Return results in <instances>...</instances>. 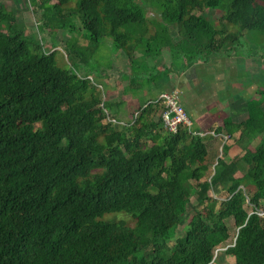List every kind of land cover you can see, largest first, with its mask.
Listing matches in <instances>:
<instances>
[{
	"label": "trees",
	"instance_id": "16d2710c",
	"mask_svg": "<svg viewBox=\"0 0 264 264\" xmlns=\"http://www.w3.org/2000/svg\"><path fill=\"white\" fill-rule=\"evenodd\" d=\"M70 1L42 0L43 25L66 21ZM148 5L158 20L149 19ZM78 7L91 41L111 37L132 67L140 65L139 52L156 58L167 49L192 64L232 55L246 32L264 34V0H80ZM206 9L222 12L212 19L199 13ZM5 22L0 264H219L218 250L232 264H264V216L257 212L264 210V139L254 144L264 132L263 110L240 120L229 114L210 126L213 133L193 122L169 131L156 99L121 119L90 78L84 51L76 56L83 71L63 68L57 43L52 50L31 45L16 17L2 9ZM63 49L71 60L74 46ZM237 132L238 150L225 143L219 156L215 139ZM122 212L134 224L106 218ZM231 219L238 230L229 243ZM180 227L184 235L176 238Z\"/></svg>",
	"mask_w": 264,
	"mask_h": 264
},
{
	"label": "rangeland",
	"instance_id": "374dc122",
	"mask_svg": "<svg viewBox=\"0 0 264 264\" xmlns=\"http://www.w3.org/2000/svg\"><path fill=\"white\" fill-rule=\"evenodd\" d=\"M50 2L56 3L57 0H50ZM79 3L80 0H71L63 7V12L67 13V10H69V12H72V15H69L66 21L59 18L56 23H51L49 25H43L46 22L45 13L48 10H46L42 4V0H36V3L34 0H0V10L3 9L5 12H10L16 17L15 24L18 29L24 30L31 45L41 43L45 45L46 49L52 50L54 48V43H57L58 46L54 48L57 50L56 60L63 68H70L74 65V67L83 71V67L80 64L81 62L78 60L79 58H76V56L81 55L80 51H84L86 54V67L88 70L96 72L102 67L121 63V59L118 56L119 52L115 48L111 37L107 36L103 38L100 43L91 41L89 32L83 26L81 21L78 10ZM147 7L149 19L158 20L159 11L150 5ZM54 12L55 10L49 11V15L51 16ZM221 12L222 10L220 9H206L204 12L201 11L199 13L205 14L208 18L216 19ZM0 25L3 27L9 26L7 22L0 23ZM153 31L154 28L151 25V32ZM241 43L238 52L241 57L239 59L242 62L237 63L235 61L233 62L234 64H231L230 66H226L224 62H217V65L220 64V68L218 69L214 68V62H208L202 68V79L199 86H196L195 91L197 92L199 99L202 98V101H204L203 105L197 106V109H201L204 113L205 117L202 121L204 126L208 123L209 119H211L212 114L225 115L224 113L228 111V101L231 97L238 95L245 97L255 96L260 89H264V34L255 30L246 32L241 39ZM69 44L73 45L75 50V53L71 55V60L63 49ZM140 51H143V49ZM76 52L78 54H76ZM247 59L254 60L253 64L244 61ZM124 69H126V65L124 66ZM142 70H145L142 63H140L139 67L137 65H134L133 67L130 66V70L125 76V84H127L126 92L122 91L120 96L118 95L122 101L121 107L130 108L134 106L133 98L134 95L138 93L139 87L148 90L156 86L154 82L155 78L153 77L156 75L157 71H151L152 74L150 77L149 71L146 70V72L144 71L145 73H143L145 75L141 76ZM93 80L99 82V77L96 76ZM130 82L134 83L133 86H129V84H131ZM137 83H139V85ZM255 86H259L260 89L258 88L257 90ZM153 97L155 96L153 95ZM108 98L110 100V96H108ZM105 99L107 101L106 94ZM182 99H184V94H182ZM208 100H216L217 104H208L206 102ZM115 114L120 116L118 113ZM210 126L214 128L216 127V125L211 124L205 126L203 129ZM227 140L228 139L222 136H218L215 139V145L219 150L217 151V148H215L216 152H219V156H223L221 148ZM210 146L214 148V143L210 142L209 148ZM211 193L220 198L226 196V192L220 189H214ZM123 213L124 212L113 215L108 213L110 215L106 214V218L125 219L130 223H133L131 217ZM228 224L231 228V238L228 242L231 243L236 237L238 229L234 226L232 219L228 221ZM183 235L184 228H178L176 238L182 237ZM218 251L219 253L216 260L219 264L233 263L234 259L232 256L227 255L224 251Z\"/></svg>",
	"mask_w": 264,
	"mask_h": 264
},
{
	"label": "crops",
	"instance_id": "0c3cea01",
	"mask_svg": "<svg viewBox=\"0 0 264 264\" xmlns=\"http://www.w3.org/2000/svg\"><path fill=\"white\" fill-rule=\"evenodd\" d=\"M163 50L161 55H159L156 58H153L151 56H145L143 53L137 54V60L140 61V63L143 64V66L148 67L147 70L150 73L151 77V71L155 69L154 71H157L155 75V87L151 89H142L139 87L138 93L134 95L133 107H121L122 101L120 100V94L121 92H126V80L125 76L130 70L131 62L127 55L122 51H118L119 57L121 59V63L117 65H110L100 68L98 71H92V78L94 79L96 76L99 77V84L103 86L104 94H106L107 101L110 104V112L113 115H117L115 113H118L120 115L121 119L128 120L131 118L132 113L139 109L140 106H145L146 103L151 99H157L158 96L164 92V91H171V90H178L180 93L181 101L187 111L189 112L190 117L192 118V122L194 127H198L201 131H205L206 128L203 129L205 126L208 125H220L223 120L230 114L235 119L240 120L244 119L249 115L250 111H256L260 109V111H264V96H262L259 92L256 93L255 96H234L231 97L228 101L229 108L228 111H226L223 114H212L211 119H209L208 123L204 124L202 123L204 116V113L201 109H197L198 105H203L204 101H202V98L199 99V96L197 94L196 86H199V83L202 79V68L203 66L208 62H214V68L218 69L220 68V64L217 65V62H224L226 66H230L231 64H234L233 62L240 63L239 58V52H234L232 55H212L207 61H197L192 64H187L183 59H173L171 53L169 50ZM168 54H167V53ZM169 55V56H168ZM167 58V59H166ZM249 64H253L254 60L247 59L244 60ZM252 62V63H251ZM264 64V63H263ZM126 65V69H124V66ZM145 70H142L141 76L145 75L143 73ZM140 76V75H139ZM139 78V77H138ZM137 78V79H138ZM128 83V82H127ZM131 83V82H130ZM134 83L129 84V86H133ZM139 85V83H137ZM136 84V87H137ZM256 89H260L259 86H255ZM142 89V90H140ZM142 91V92H141ZM182 94H184V99H182ZM119 95V96H118ZM153 95L156 97H153ZM110 96V100L108 98ZM115 96V97H112ZM208 104L216 105V100H208L206 101ZM262 103V104H261ZM257 104L259 106H257ZM123 106V104H122ZM262 111V112H263ZM208 116V115H207ZM155 120L160 119V115L154 114L153 115ZM164 126V125H163ZM165 127V126H164ZM209 130V129H208ZM210 133H213L214 131L211 129L209 130ZM240 132H237L233 138H229L226 134H219V136L225 137L228 139L226 141V144L231 146V149L233 151H237L238 147L235 144V138L239 137ZM260 139H264V132L260 135V138L256 139L254 144H257Z\"/></svg>",
	"mask_w": 264,
	"mask_h": 264
},
{
	"label": "built area",
	"instance_id": "2783aa9c",
	"mask_svg": "<svg viewBox=\"0 0 264 264\" xmlns=\"http://www.w3.org/2000/svg\"><path fill=\"white\" fill-rule=\"evenodd\" d=\"M91 79H93L90 76ZM102 87L101 84H99ZM154 102H158L163 106L162 119L166 129L171 132H177L181 126H191L192 120L182 104L180 93L174 89L162 92ZM112 121L116 119L108 116ZM197 133V132H196ZM204 134L202 132H198ZM259 215L264 216V210L257 211Z\"/></svg>",
	"mask_w": 264,
	"mask_h": 264
}]
</instances>
